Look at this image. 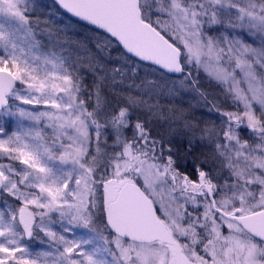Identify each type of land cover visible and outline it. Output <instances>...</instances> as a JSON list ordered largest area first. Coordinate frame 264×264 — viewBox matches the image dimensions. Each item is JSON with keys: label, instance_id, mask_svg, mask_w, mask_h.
<instances>
[{"label": "snow or ice", "instance_id": "6c2138e0", "mask_svg": "<svg viewBox=\"0 0 264 264\" xmlns=\"http://www.w3.org/2000/svg\"><path fill=\"white\" fill-rule=\"evenodd\" d=\"M0 264H264V0H0Z\"/></svg>", "mask_w": 264, "mask_h": 264}, {"label": "rangeland", "instance_id": "374dc122", "mask_svg": "<svg viewBox=\"0 0 264 264\" xmlns=\"http://www.w3.org/2000/svg\"><path fill=\"white\" fill-rule=\"evenodd\" d=\"M40 3L41 4H51L52 2L50 0H40Z\"/></svg>", "mask_w": 264, "mask_h": 264}, {"label": "water", "instance_id": "95a60500", "mask_svg": "<svg viewBox=\"0 0 264 264\" xmlns=\"http://www.w3.org/2000/svg\"><path fill=\"white\" fill-rule=\"evenodd\" d=\"M52 1V0H51Z\"/></svg>", "mask_w": 264, "mask_h": 264}]
</instances>
